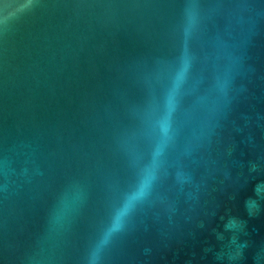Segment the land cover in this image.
Wrapping results in <instances>:
<instances>
[{"label":"water","instance_id":"95a60500","mask_svg":"<svg viewBox=\"0 0 264 264\" xmlns=\"http://www.w3.org/2000/svg\"><path fill=\"white\" fill-rule=\"evenodd\" d=\"M0 264H264V0H0Z\"/></svg>","mask_w":264,"mask_h":264}]
</instances>
